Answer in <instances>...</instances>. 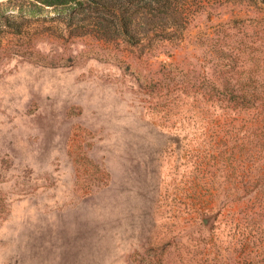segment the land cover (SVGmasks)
<instances>
[{"label": "rangeland", "instance_id": "rangeland-1", "mask_svg": "<svg viewBox=\"0 0 264 264\" xmlns=\"http://www.w3.org/2000/svg\"><path fill=\"white\" fill-rule=\"evenodd\" d=\"M222 12L140 54L43 8L0 66V264H264L261 125L199 101Z\"/></svg>", "mask_w": 264, "mask_h": 264}, {"label": "trees", "instance_id": "trees-1", "mask_svg": "<svg viewBox=\"0 0 264 264\" xmlns=\"http://www.w3.org/2000/svg\"><path fill=\"white\" fill-rule=\"evenodd\" d=\"M46 7L66 13L76 32L140 54L181 43L199 19L220 18L231 8L232 17L212 39L214 71L200 73L197 81L199 101L207 107L201 109L203 115H243L252 127L261 125L260 147L251 150L248 185L264 192V0H7L0 2V66L31 47L30 29L40 24L37 18ZM243 9L254 16L233 13ZM224 154L220 152L222 158Z\"/></svg>", "mask_w": 264, "mask_h": 264}]
</instances>
